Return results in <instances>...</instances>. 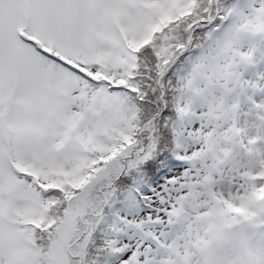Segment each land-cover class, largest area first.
Returning a JSON list of instances; mask_svg holds the SVG:
<instances>
[{
    "label": "snow or ice",
    "instance_id": "snow-or-ice-1",
    "mask_svg": "<svg viewBox=\"0 0 264 264\" xmlns=\"http://www.w3.org/2000/svg\"><path fill=\"white\" fill-rule=\"evenodd\" d=\"M0 264H264V0H0Z\"/></svg>",
    "mask_w": 264,
    "mask_h": 264
}]
</instances>
